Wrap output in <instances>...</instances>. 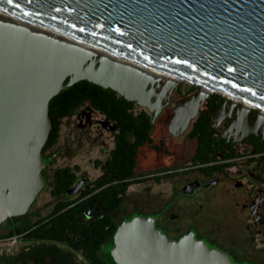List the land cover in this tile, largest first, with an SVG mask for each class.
Instances as JSON below:
<instances>
[{"label": "water", "instance_id": "95a60500", "mask_svg": "<svg viewBox=\"0 0 264 264\" xmlns=\"http://www.w3.org/2000/svg\"><path fill=\"white\" fill-rule=\"evenodd\" d=\"M0 8L264 107V0H0ZM83 79L154 110L152 120L163 105L155 87L176 84L0 18V224L25 213L43 186L49 99ZM207 94L197 88L176 100L169 132L182 131ZM190 99L193 106L183 111ZM77 189L78 183L66 193ZM111 240L115 264H249L192 232L169 238L151 215L121 219Z\"/></svg>", "mask_w": 264, "mask_h": 264}, {"label": "flooded vegetation", "instance_id": "af4514ba", "mask_svg": "<svg viewBox=\"0 0 264 264\" xmlns=\"http://www.w3.org/2000/svg\"><path fill=\"white\" fill-rule=\"evenodd\" d=\"M167 72L164 70L154 74L165 76ZM165 77L164 80L172 78ZM193 85L209 91L199 105L200 111L177 134L168 130L173 105L176 100L194 92L195 89L184 91L174 85L170 90H163L156 86L155 91L162 96L163 105L153 120L154 110L150 111L134 102L138 109L133 108V111H144L149 115L151 124L149 141L135 147L132 166L134 181L129 185H140L136 189L138 193L134 204L136 212L122 214L117 221L112 218L114 212L124 208L126 191L120 205L111 210L104 208L93 195L98 189L109 184L93 188L95 178L102 173L103 164L111 157L116 128L114 122L107 120L101 113L84 103L70 115L74 116L75 128L79 131L73 137L74 140L65 138L57 144V133L56 138L48 144L44 143L40 151L45 163L41 170L42 187L48 188L51 198L49 211L43 215L38 211H30L33 200L21 216L29 221H35L47 215L53 206L61 201L69 203L59 212L79 204L69 215L70 218L86 205L81 213L84 219L72 218L75 220L88 221L95 216L108 213L118 224L121 219L137 213L151 215L154 225L169 238L177 239L192 232L209 246L226 251L234 262L264 264V107L237 95L217 91L206 84L204 87L203 84ZM165 93L167 97L163 96ZM151 98L154 99L155 95ZM245 109L247 110L243 111ZM93 113H97L99 117L93 116ZM162 115H167L166 118H162L166 137L159 136L154 142L152 133ZM104 132H107L109 139L101 137ZM83 138L89 145L91 143L99 150L100 155L88 157L91 167L97 170L94 177H88L84 170L79 169L76 162L49 168L53 159L61 154L67 155L71 146H80ZM150 151L155 153L154 164L144 166ZM160 152L163 154L159 156ZM140 162L144 163L143 167H138ZM63 167L69 168L74 179L63 192L53 195L48 181L55 170ZM161 180H169V191L159 197L157 192L151 190L148 182L157 184ZM77 183L78 189L67 194L66 191ZM84 188L91 189L82 195ZM98 208L101 211L96 214ZM3 230L0 234L8 232L7 229ZM33 241L34 239L29 237L17 239L15 245L17 249L11 252L9 248L7 250L1 248L0 256L10 257L22 245L27 255ZM104 246L105 243L102 244V249ZM31 261L26 258L27 263ZM0 264L13 263L0 261Z\"/></svg>", "mask_w": 264, "mask_h": 264}, {"label": "trees", "instance_id": "16d2710c", "mask_svg": "<svg viewBox=\"0 0 264 264\" xmlns=\"http://www.w3.org/2000/svg\"><path fill=\"white\" fill-rule=\"evenodd\" d=\"M84 103L115 123L111 157L103 164L102 173L95 178L93 186L97 188L109 183L93 195L104 208L111 210L120 205L127 186L134 181L132 166L135 147L149 141V115L144 111H133L134 101L125 99L110 88L85 79L79 80L61 88L49 99L47 114L51 127L45 144L56 138L61 119L73 114ZM73 179L74 175L68 167L55 170L48 181L51 194L63 192ZM90 189L84 188L81 194ZM68 203H56L47 215L35 221H29L21 215L6 218L0 228L7 229L8 232L0 234V238L29 237L34 241L30 244L27 255L22 245L10 257L1 255L0 261L13 264H115L109 249L117 223L108 213L88 221L72 219L69 215L79 204L59 212ZM26 258L32 261L27 263Z\"/></svg>", "mask_w": 264, "mask_h": 264}, {"label": "rangeland", "instance_id": "374dc122", "mask_svg": "<svg viewBox=\"0 0 264 264\" xmlns=\"http://www.w3.org/2000/svg\"><path fill=\"white\" fill-rule=\"evenodd\" d=\"M172 75H175L174 73H170L169 71L165 74V76L167 77H172ZM165 76H162V78H159V81L163 82L164 79L166 78ZM200 85L197 84L195 82H192L189 79L186 78H182L181 80H179L178 82H176V86L179 90H184V91H188V90H196L197 86L193 85ZM194 90V91H195ZM134 109L137 110V106H134ZM93 116L95 117H99V115L97 113H93ZM166 118L167 115H162L161 118L158 119L157 123V128H155L154 132L152 133V138L153 141L156 142L157 138L159 136L161 137H166V128H165V124H162V118ZM161 121V122H160ZM160 122V123H159ZM159 123V124H158ZM79 131L77 130V128H75V123H74V116H67V117H63L61 119V123L59 125V131H58V138H57V144H60L65 138H69L72 139L76 134H78ZM102 138L104 139H109L108 138V134L107 132H104L101 135ZM74 140V138H73ZM163 153L160 152L159 156L162 155ZM65 155V154H64ZM99 154V150L98 147L91 144L89 145V143H87L85 141V138L82 139V144L78 147H70L67 155L63 156V154H61V156H57L55 159H53L51 165L49 168H53L56 165H63V164H72L73 162H76L79 166L80 170H84L85 173L87 174L88 177L92 178L97 174V170H95L94 168L91 167V164L89 162L88 157H95L98 156ZM158 156V155H157ZM146 158V161L144 163H138V167L142 166L143 164L144 166H146L147 164H154L155 161V153L154 152H148ZM160 160H157V162H159ZM163 161V160H162ZM148 166V165H147ZM47 174H50V169L47 171ZM169 180H161L160 182H158L157 184H153L152 182H148V184L151 185V190L154 192L158 193L159 197L164 196L168 191H169ZM140 185H135V184H131L127 187L126 190V194L124 197V208L119 211V212H114L112 214V218L114 220H118L120 218V215L125 214L128 212V214H133L134 212L137 211V209L135 208L134 204L137 198V187ZM51 206V198L49 196L48 193V188L47 187H42L40 189V191L36 194L35 199L30 207V211H38L39 214H45L49 211ZM86 205H83L78 211H76L73 216H71V218H75V219H84V217L82 216V210L85 208ZM100 208H98L96 214L99 213ZM4 230L2 228H0V232H3ZM12 237H6V238H0V249L4 248V249H10V251H15L17 249V247L15 246L17 244V238L14 239V241H12Z\"/></svg>", "mask_w": 264, "mask_h": 264}, {"label": "bare ground", "instance_id": "6f19581e", "mask_svg": "<svg viewBox=\"0 0 264 264\" xmlns=\"http://www.w3.org/2000/svg\"><path fill=\"white\" fill-rule=\"evenodd\" d=\"M0 18L9 19V20H12V21H14L16 23H20V24L27 25V26H29L31 28H34V29H38V30H41V31L48 32V33H50V34H52L54 36H58V37L66 39V40H71L72 42H75V43H78L80 45L86 46L87 48H89L92 51L97 52L99 54L108 55V56H111L113 58H116L117 60H120V61H123L125 63L131 64V65L141 69L143 72H145L149 76L162 78V76L155 75V74H157V72L164 71V69L151 66V65L146 64L144 62H138V61L132 60L130 58L119 56L117 54H114V53L106 50L105 48H101V47H98V46H95V45H92V44H87V43L81 42L79 40H75L74 38H72L70 36H67L66 34H63V33L59 32L57 30H53L51 28H48V27L43 26L41 24H38L36 22L27 20V19H25L23 17H20V16L16 15V14L8 12V11L2 9V8H0ZM170 73L173 74V72H170ZM181 78L182 77L179 76V75H176V76L174 75L171 79L168 78L166 81L167 82H171V81L178 82L179 80H181ZM199 84L201 85L202 83H199ZM203 87H204V84H203ZM199 90L205 91V92L209 91L208 89H204L202 87ZM193 102H194V99H190V101L185 104V108H184L185 110H183V111H186V109L188 107L191 108L193 106Z\"/></svg>", "mask_w": 264, "mask_h": 264}, {"label": "built area", "instance_id": "2783aa9c", "mask_svg": "<svg viewBox=\"0 0 264 264\" xmlns=\"http://www.w3.org/2000/svg\"><path fill=\"white\" fill-rule=\"evenodd\" d=\"M12 238H13L12 241H14L15 237H12Z\"/></svg>", "mask_w": 264, "mask_h": 264}, {"label": "snow or ice", "instance_id": "6c2138e0", "mask_svg": "<svg viewBox=\"0 0 264 264\" xmlns=\"http://www.w3.org/2000/svg\"><path fill=\"white\" fill-rule=\"evenodd\" d=\"M9 3H11V0H9Z\"/></svg>", "mask_w": 264, "mask_h": 264}]
</instances>
